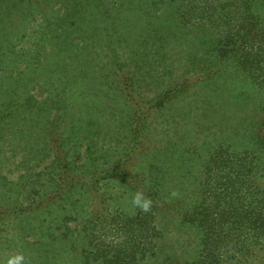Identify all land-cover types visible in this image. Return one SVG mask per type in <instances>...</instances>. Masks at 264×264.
Here are the masks:
<instances>
[{
	"label": "rangeland",
	"instance_id": "374dc122",
	"mask_svg": "<svg viewBox=\"0 0 264 264\" xmlns=\"http://www.w3.org/2000/svg\"><path fill=\"white\" fill-rule=\"evenodd\" d=\"M157 1L0 0V260L22 251L29 264H100L126 239L117 216L135 213V191L106 174L120 161L128 179L157 180L167 205L182 202L157 216L149 264H186L197 252L199 227L181 216L200 194L209 152L221 141L248 146L259 98L232 58L214 54L212 28L186 24L179 0ZM18 73L22 83L6 82ZM171 88L128 159L132 104L149 106ZM56 143L76 184L59 197Z\"/></svg>",
	"mask_w": 264,
	"mask_h": 264
},
{
	"label": "trees",
	"instance_id": "16d2710c",
	"mask_svg": "<svg viewBox=\"0 0 264 264\" xmlns=\"http://www.w3.org/2000/svg\"><path fill=\"white\" fill-rule=\"evenodd\" d=\"M179 1L177 11L181 19L186 24L203 23L215 31L216 41L212 45L214 54L232 58L233 65L243 73L245 82L254 87L259 98L256 102L254 96L253 106L249 109L250 128L246 129L248 146L231 149L232 145L221 141L205 160L200 194L181 216L185 223L198 226L200 231L199 248L186 264H264V0ZM161 2L162 0L157 1ZM52 54L57 56L56 52ZM58 59L62 60L60 57ZM1 62L4 63V59ZM31 63L33 70L36 65L39 67L38 60ZM216 70L214 66L205 70V74L211 77L217 73ZM21 74L6 77V82L10 85L22 83L26 75L19 77ZM123 80L124 90L131 99L129 79ZM190 85L188 83L186 88ZM178 90H165L149 106L141 107L135 102L132 104L133 146L127 154L128 159L132 158L135 148L141 144L143 120L149 111L164 106ZM238 97L241 102L240 92ZM51 138L52 143L57 141L54 137ZM55 150L61 167V192L56 194L59 197L63 191L76 184L71 166L66 163L65 155L57 143ZM120 162L119 168L112 167L106 174H116L114 178L126 183L134 191L143 189L153 200V206L149 213L136 209L131 217L122 214L117 216V223L128 229L125 230L126 239L116 242L109 249L111 254L105 256L100 264H149L148 259L154 254L155 238L159 233L157 216L162 211L165 212L168 206L175 210L182 202L167 205L156 190L157 180L145 184L133 180L130 175L128 179V174L121 172L127 163ZM85 179L83 177V181ZM125 220L126 222H121ZM112 223L115 221L112 220ZM173 263L175 261L170 259L160 264Z\"/></svg>",
	"mask_w": 264,
	"mask_h": 264
},
{
	"label": "clouds",
	"instance_id": "9594fccd",
	"mask_svg": "<svg viewBox=\"0 0 264 264\" xmlns=\"http://www.w3.org/2000/svg\"><path fill=\"white\" fill-rule=\"evenodd\" d=\"M171 197H177L179 193L173 189L170 191ZM130 204L133 212L139 209L143 213H149L152 210L153 200L143 189H137L132 193ZM0 264H29L28 259L22 251H9L0 260Z\"/></svg>",
	"mask_w": 264,
	"mask_h": 264
}]
</instances>
